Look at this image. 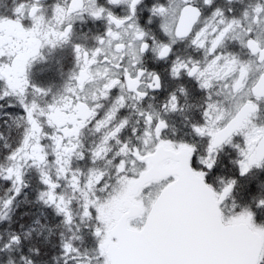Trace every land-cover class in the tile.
<instances>
[{
  "label": "snow or ice",
  "instance_id": "6c2138e0",
  "mask_svg": "<svg viewBox=\"0 0 264 264\" xmlns=\"http://www.w3.org/2000/svg\"><path fill=\"white\" fill-rule=\"evenodd\" d=\"M0 117V264H264V0H0Z\"/></svg>",
  "mask_w": 264,
  "mask_h": 264
},
{
  "label": "flooded vegetation",
  "instance_id": "af4514ba",
  "mask_svg": "<svg viewBox=\"0 0 264 264\" xmlns=\"http://www.w3.org/2000/svg\"><path fill=\"white\" fill-rule=\"evenodd\" d=\"M222 3L225 6H228V0H222ZM90 27H91L90 23H85V24L80 25L81 30L84 31V32H88ZM93 30H95V29H93ZM51 63H52V70L50 72H48L47 74L49 76H56L59 65H57L55 63V61H52ZM64 63H65V69H66L67 68V61H65ZM42 67L47 68L48 65H43ZM17 211H18V213H21V212L34 213V214H36V215H38L40 217L42 223H49V224L52 223L51 217L45 216L43 214L42 210H40L34 204H31V203H29V204H21V208L18 209ZM14 219H15L16 223H19V221L22 220L23 217L18 215ZM36 227H37V232H34L33 235L31 237H29V243L44 242V239L47 236L49 244H51V243H57L58 244L59 236H58V230L57 229L54 228L53 231H54L55 234L52 235V236H49L47 229L44 230L43 235H40V234H38L39 233V226L37 225ZM0 235H2V233H0ZM53 254H55V253H53ZM49 264H55V262L49 260Z\"/></svg>",
  "mask_w": 264,
  "mask_h": 264
},
{
  "label": "trees",
  "instance_id": "16d2710c",
  "mask_svg": "<svg viewBox=\"0 0 264 264\" xmlns=\"http://www.w3.org/2000/svg\"><path fill=\"white\" fill-rule=\"evenodd\" d=\"M2 119H3V117H0V121H2ZM0 132H3V134L5 136L8 135V129L6 127L0 126ZM40 243H42V242H40ZM12 258H13L14 261H17L18 260V255L16 253H13L12 254Z\"/></svg>",
  "mask_w": 264,
  "mask_h": 264
}]
</instances>
